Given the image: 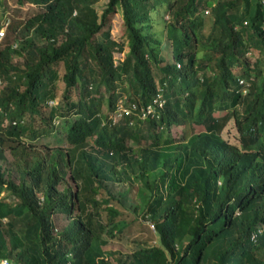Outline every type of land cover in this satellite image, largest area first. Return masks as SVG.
Returning a JSON list of instances; mask_svg holds the SVG:
<instances>
[{
  "label": "trees",
  "instance_id": "1",
  "mask_svg": "<svg viewBox=\"0 0 264 264\" xmlns=\"http://www.w3.org/2000/svg\"><path fill=\"white\" fill-rule=\"evenodd\" d=\"M101 1L15 0L40 11L0 40V261L264 264V0ZM126 211L152 246L105 248Z\"/></svg>",
  "mask_w": 264,
  "mask_h": 264
},
{
  "label": "rangeland",
  "instance_id": "2",
  "mask_svg": "<svg viewBox=\"0 0 264 264\" xmlns=\"http://www.w3.org/2000/svg\"><path fill=\"white\" fill-rule=\"evenodd\" d=\"M107 0H103L98 4V9L101 11L105 5ZM40 9L38 7H34L32 5H25V6H18L15 3V0H5V5L0 8V12L5 16V23L8 22L3 29L0 30L3 31L4 35L1 36V41H13L14 36L12 35L13 32H11V29L9 30L8 27H6L10 22H12L13 25H19V29L22 28V22L31 16L38 13ZM109 29L111 31V35L115 40H120L123 31H122V17L120 14H117L113 17L109 24ZM21 37L27 36L28 39H33L32 34L26 35L23 30H21ZM168 48V45L166 46ZM168 49V53H169ZM254 55H257L255 53ZM117 59L122 58L121 53L116 54ZM170 58V54H169ZM61 75L63 74V68H61ZM65 90V85L62 81V79L58 82V90H57V98L58 101L62 100L63 93ZM74 98H77L76 95H74ZM60 124V121H58L57 125ZM63 122L61 121V124L58 126V129H61ZM59 129V130H60ZM62 142V138L60 136V132L53 134L50 137L42 138L38 140L37 144H48L51 146L59 145V143ZM7 156L12 160V157L7 152ZM7 193L4 192L2 196L6 195ZM142 192L138 188V185L133 188V190L128 194L127 197V203L130 205L138 204L139 201H141ZM105 215V214H103ZM134 216L131 212L126 211L122 216L119 218V222L121 227L125 226L123 228V231L121 233H116L113 237L114 239L110 240L108 245L105 247L107 250L115 251L120 250L122 252H133L145 247H150L155 243V234H154V227L150 224V222L142 221L141 218H139L138 222L131 223ZM18 222V221H17ZM18 226L20 227V222H18Z\"/></svg>",
  "mask_w": 264,
  "mask_h": 264
},
{
  "label": "built area",
  "instance_id": "3",
  "mask_svg": "<svg viewBox=\"0 0 264 264\" xmlns=\"http://www.w3.org/2000/svg\"><path fill=\"white\" fill-rule=\"evenodd\" d=\"M0 35H1V36L4 35L3 31L0 32ZM0 40H1V38H0ZM0 84H1V80H0ZM123 112H124V114H125L126 116H128V115L132 112V110H131V109H124ZM146 113H147V114H151V113H152V109H151V108H148V110H147ZM146 113H145V114H146ZM145 114H144V115H145ZM0 264H13V263H11V262H10L9 260H7V259H3V260L0 261Z\"/></svg>",
  "mask_w": 264,
  "mask_h": 264
}]
</instances>
